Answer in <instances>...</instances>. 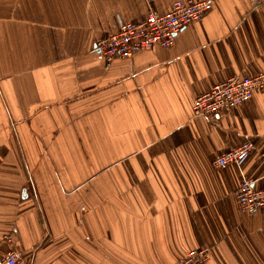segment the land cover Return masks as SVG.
<instances>
[{
    "label": "crops",
    "instance_id": "obj_1",
    "mask_svg": "<svg viewBox=\"0 0 264 264\" xmlns=\"http://www.w3.org/2000/svg\"><path fill=\"white\" fill-rule=\"evenodd\" d=\"M175 0H0V257L28 264H264V91L207 119L192 100L264 69V0H214L167 48L95 43ZM244 141L240 165L213 159Z\"/></svg>",
    "mask_w": 264,
    "mask_h": 264
},
{
    "label": "built area",
    "instance_id": "obj_2",
    "mask_svg": "<svg viewBox=\"0 0 264 264\" xmlns=\"http://www.w3.org/2000/svg\"><path fill=\"white\" fill-rule=\"evenodd\" d=\"M214 0H175L170 10L160 13L150 10L136 22L126 21L114 32L95 43L96 54L106 61L129 58L138 50L153 47L167 48L177 33L202 19L212 8ZM256 91H264V69L253 75H232L196 96L191 103L194 115L213 118L221 111L231 110L248 101ZM253 150V144L244 141L217 155L212 165L225 168L240 165ZM239 213L253 214L264 207V188L254 180L243 177L234 189ZM211 254L209 246L189 249L176 264H207ZM0 264H28L19 250L9 249L0 257Z\"/></svg>",
    "mask_w": 264,
    "mask_h": 264
},
{
    "label": "rangeland",
    "instance_id": "obj_3",
    "mask_svg": "<svg viewBox=\"0 0 264 264\" xmlns=\"http://www.w3.org/2000/svg\"><path fill=\"white\" fill-rule=\"evenodd\" d=\"M245 215H248V214H245Z\"/></svg>",
    "mask_w": 264,
    "mask_h": 264
},
{
    "label": "trees",
    "instance_id": "obj_4",
    "mask_svg": "<svg viewBox=\"0 0 264 264\" xmlns=\"http://www.w3.org/2000/svg\"><path fill=\"white\" fill-rule=\"evenodd\" d=\"M207 14H208V13H207ZM207 14H206V15H207Z\"/></svg>",
    "mask_w": 264,
    "mask_h": 264
}]
</instances>
